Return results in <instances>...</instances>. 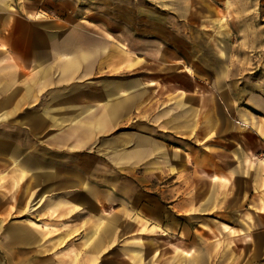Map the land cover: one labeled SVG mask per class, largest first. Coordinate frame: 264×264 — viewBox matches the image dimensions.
Returning a JSON list of instances; mask_svg holds the SVG:
<instances>
[{
  "label": "crops",
  "instance_id": "0c3cea01",
  "mask_svg": "<svg viewBox=\"0 0 264 264\" xmlns=\"http://www.w3.org/2000/svg\"><path fill=\"white\" fill-rule=\"evenodd\" d=\"M40 1L0 0V264H264L260 0Z\"/></svg>",
  "mask_w": 264,
  "mask_h": 264
},
{
  "label": "rangeland",
  "instance_id": "374dc122",
  "mask_svg": "<svg viewBox=\"0 0 264 264\" xmlns=\"http://www.w3.org/2000/svg\"><path fill=\"white\" fill-rule=\"evenodd\" d=\"M45 1L46 0H41L39 3L44 4ZM256 2H258V0H256ZM259 2L261 4V17L263 20L262 27L260 29L256 30L257 35H260L261 39H262V46H261L260 55H257L255 59H253L252 57L248 59V55H247L246 60H244V62H243V60H241V61L237 60V61H234V64H235V68L236 69L238 68L237 69L238 75L240 74V76L242 77L241 80H243V77H252L253 78L254 74L256 75V77H257V75L261 74V80H262L261 82L264 85V0H260ZM53 3L57 6L63 7L61 9L65 10L67 13H69L75 19V21L77 20V18L79 16L78 15L79 14L78 13L79 8L82 10L83 14L86 15L87 19H90V20L101 19V21H106V23H108V21H113V22L117 23V20L121 19L120 16H122L121 13L109 12L108 11L109 8L107 9V11L104 10L105 8H107V6H109L108 5L109 2L107 0H53ZM97 4H99V5L97 6ZM226 15L227 14L223 15L222 13H219V14H217L216 17L213 18L214 26H216V27H214L213 29L212 28L208 29L209 30L208 32L211 33L209 35H211V36L217 35L218 37H231L232 38L233 36H237L239 32H240L241 36L249 35V32L253 33V31H254L253 29L250 30V29L240 28V30H238L236 28V24H233L234 20H232V18L237 17V15H233L231 12V9H230V13L228 15V17H229L228 22L226 21L227 17L224 20H221L222 17L226 16ZM128 18H130L131 21L133 20L135 26H137V27H138V24L139 25L141 24L140 23L141 18L135 14H133V16H129ZM248 20H250V19H248ZM112 26H114V25H112ZM139 30L140 29H138V31ZM191 31L192 30H189V28H187L184 25L182 27H176V28L171 29V30H166V36H168V37H170V36L188 37V36H191V33H192ZM242 32H243V35H242ZM256 53L258 54V52H256ZM228 63L224 62V64H227V65H228ZM231 64H233L232 61H231ZM243 70H247L245 75H242L244 72ZM247 81H249V78L245 81V83H247ZM27 209H28V207H27ZM8 224H10V223H7V222L1 223V226H4V225L8 226ZM27 224L32 225L30 222H27ZM41 224L42 223H40V225ZM44 229H46V228H44Z\"/></svg>",
  "mask_w": 264,
  "mask_h": 264
}]
</instances>
